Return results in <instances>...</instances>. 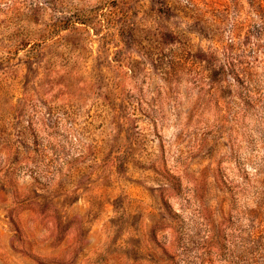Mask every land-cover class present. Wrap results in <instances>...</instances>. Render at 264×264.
Here are the masks:
<instances>
[{
  "label": "rangeland",
  "instance_id": "1",
  "mask_svg": "<svg viewBox=\"0 0 264 264\" xmlns=\"http://www.w3.org/2000/svg\"><path fill=\"white\" fill-rule=\"evenodd\" d=\"M0 264H264V0H0Z\"/></svg>",
  "mask_w": 264,
  "mask_h": 264
}]
</instances>
